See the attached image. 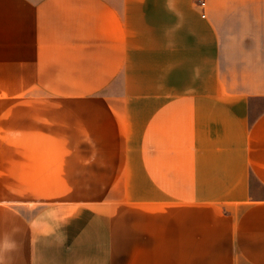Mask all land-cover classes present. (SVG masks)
Masks as SVG:
<instances>
[{"label": "crops", "instance_id": "obj_1", "mask_svg": "<svg viewBox=\"0 0 264 264\" xmlns=\"http://www.w3.org/2000/svg\"><path fill=\"white\" fill-rule=\"evenodd\" d=\"M0 264H264V0H0Z\"/></svg>", "mask_w": 264, "mask_h": 264}]
</instances>
